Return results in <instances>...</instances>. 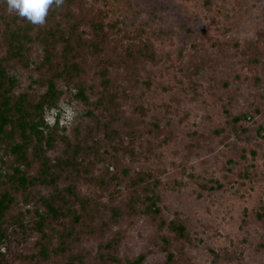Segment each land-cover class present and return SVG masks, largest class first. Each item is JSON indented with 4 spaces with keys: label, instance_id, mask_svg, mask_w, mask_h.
I'll return each mask as SVG.
<instances>
[{
    "label": "rangeland",
    "instance_id": "374dc122",
    "mask_svg": "<svg viewBox=\"0 0 264 264\" xmlns=\"http://www.w3.org/2000/svg\"><path fill=\"white\" fill-rule=\"evenodd\" d=\"M83 1V10L91 14L103 9L106 21L116 26V32L120 29L104 43L103 58L118 55L115 43L121 44L124 36L136 41L140 36L142 42L153 44L157 59L139 65L135 87L128 86L122 67H110L122 112L114 125L119 136L113 144L118 150L110 149L105 161L86 157L85 163L94 161L91 175H98L109 163L113 173L116 169L109 160L117 157L119 181L102 192L82 179L78 190L117 205L133 188L146 185L159 196L161 218L167 223L177 219L186 226V236L178 237L166 227L159 228L150 215L122 216L105 236H84L78 251L85 263L95 264L98 244L118 231L120 262L113 264H128L140 253L146 255L142 264H264V0ZM80 30L87 31L88 26L81 25ZM35 33L26 20L13 31L0 26V82L6 80L15 95L45 90L31 81L39 76L36 66L43 53ZM253 54L258 61H253ZM85 57L83 79L93 100L97 96L93 92L101 89L94 73L103 62L89 54ZM59 85L64 94L57 107L45 110V132L55 127L72 140L77 131L83 137L86 126L96 124L95 116L86 114L88 107L106 119L100 110L75 98L73 84ZM65 109L71 110L70 122ZM125 120L132 133L126 132ZM96 137L102 138L103 132ZM62 148L60 142L46 154L53 161ZM131 148L133 155L128 152ZM0 157L5 162H0L4 178L13 158L1 145ZM123 166L129 169L127 175ZM137 174L146 177L140 185ZM46 192L38 187L35 195ZM33 208L32 200L17 197L14 212L28 217L26 210ZM7 227L15 233L1 246L0 264H65L61 255L45 259L38 254V232L22 235L15 224ZM56 243L54 236L49 246Z\"/></svg>",
    "mask_w": 264,
    "mask_h": 264
},
{
    "label": "trees",
    "instance_id": "16d2710c",
    "mask_svg": "<svg viewBox=\"0 0 264 264\" xmlns=\"http://www.w3.org/2000/svg\"><path fill=\"white\" fill-rule=\"evenodd\" d=\"M83 9H86L83 0H65L62 8L50 10L43 27L33 26L43 53L36 66L39 76L31 81L45 87L42 93L35 95L23 91L15 95L6 80L0 82V145L13 158L11 171L4 178L0 176V261L4 259L1 246L15 233L14 229L9 231L8 223L20 227L21 230L17 231L22 235L27 231L38 232V254L45 259L51 254L61 255L65 258V264H86L84 254L78 251L84 236H105L111 225L125 215H150L159 228L166 227L176 232L178 237L186 236L184 222L174 219L167 223L161 218L157 206L159 196L146 185L140 189L133 188L126 200L117 205L83 196L78 190L79 182L84 179L102 192L109 191L113 181L117 182L119 178L116 165L121 164L115 156V162L111 159L109 162L116 171L112 173L109 170V163L98 175H91L94 161H105L106 156L111 154L110 149L118 150L113 144L115 137L119 136L114 125L120 121L122 112L110 67L116 64L114 67H122L128 86L135 87L140 79L139 65L157 59L153 44L142 42L140 36H137L139 41L124 36L121 44L115 43L120 48L118 55L103 58L106 52L104 43L120 29L116 32V26L106 21L107 13L103 9L91 14ZM24 21L9 14L5 0H0V26L5 32L13 31ZM81 25L88 26V30H80ZM86 54L103 62L94 73L101 89L93 92L97 95L93 100L83 79L87 71ZM252 56L253 61H258L257 54ZM61 81L67 85L73 84L77 88L75 98L86 106L100 110L106 117L101 120L88 107L86 114L95 116L96 124L87 125L83 137L77 131L74 140L58 134L55 127L48 132L43 128L46 124L45 110L57 107L64 94L59 85ZM145 83L149 84L148 81ZM125 123L126 132L132 133L127 120ZM98 131L103 132L102 138L96 137ZM90 139L92 142L89 144ZM60 142L63 143L62 154L52 161L46 152ZM128 152L132 155L135 153L133 148ZM86 157H92L94 161L85 163ZM0 162L5 163L1 157ZM128 171V167L123 166V175H127ZM145 179L144 175L137 174L136 183L140 185ZM38 187H44L47 192L35 195ZM18 196L25 202L33 201V210H26L28 217L21 211L14 212ZM115 233L111 240L98 244L93 258L95 264L120 262L117 258L118 231ZM54 236L57 243L49 246ZM164 244L169 245L166 238ZM145 256V253H140L127 263L142 264ZM167 259H172V253H168Z\"/></svg>",
    "mask_w": 264,
    "mask_h": 264
},
{
    "label": "clouds",
    "instance_id": "9594fccd",
    "mask_svg": "<svg viewBox=\"0 0 264 264\" xmlns=\"http://www.w3.org/2000/svg\"><path fill=\"white\" fill-rule=\"evenodd\" d=\"M7 12L26 20L29 24L43 27L47 23L50 10L63 7L65 0H5ZM69 113V122L72 118L70 109H65ZM46 122L47 117H45Z\"/></svg>",
    "mask_w": 264,
    "mask_h": 264
}]
</instances>
